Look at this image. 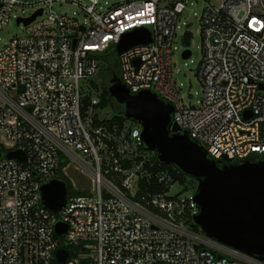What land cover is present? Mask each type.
<instances>
[{"label":"built area","instance_id":"obj_1","mask_svg":"<svg viewBox=\"0 0 264 264\" xmlns=\"http://www.w3.org/2000/svg\"><path fill=\"white\" fill-rule=\"evenodd\" d=\"M193 4L0 0V30L16 8L32 9L16 23L41 10L0 47V264H61L55 250L62 246L69 251L63 264H264L192 233L196 204L171 193L180 181L168 169L153 168L141 126L100 117V98L86 92L102 56L123 34L144 28L150 42L119 54V78L130 93L149 89L170 103L171 124L210 158L264 156V0H202L195 105L179 96L172 71L180 15ZM186 33H179L183 44ZM15 150L24 161L5 156ZM71 163L89 178L85 194H76L65 170ZM60 172L72 194L53 212L40 187ZM57 221L67 225L61 235Z\"/></svg>","mask_w":264,"mask_h":264},{"label":"water","instance_id":"obj_2","mask_svg":"<svg viewBox=\"0 0 264 264\" xmlns=\"http://www.w3.org/2000/svg\"><path fill=\"white\" fill-rule=\"evenodd\" d=\"M38 10L25 19H17L25 25ZM150 42L144 28L134 29L122 35L116 45V53L137 44ZM190 56V50L182 52V58ZM264 89V85H260ZM109 96L122 107L125 118L138 122L142 128L144 146L156 154L160 164L169 165L196 181L192 201L196 212L192 220L210 240L232 247L240 252L264 261V159H245L232 164L227 157L213 159L192 140L186 131L171 124L173 106L159 98L149 89L132 94L113 74L108 81ZM1 155V151H0ZM7 158L25 160L22 151H9ZM42 204L53 212L60 211L66 204L68 188L66 183L53 178L41 185ZM67 225L57 221L55 233L66 232ZM56 260L63 264L69 258L65 247L55 250Z\"/></svg>","mask_w":264,"mask_h":264},{"label":"rangeland","instance_id":"obj_3","mask_svg":"<svg viewBox=\"0 0 264 264\" xmlns=\"http://www.w3.org/2000/svg\"><path fill=\"white\" fill-rule=\"evenodd\" d=\"M106 4L110 5L114 2H120L122 0H103ZM202 8V0H194V4L189 6V8L180 15V28L177 31L176 38V50L172 55V71L176 85L178 86L179 96L183 99L185 104H197L201 97V84L195 75L198 63L201 58L200 43L201 37L199 34V23L196 19L200 14ZM59 10L66 11L71 14L75 11L73 7H59ZM32 12L31 8H16L11 15L10 20L7 24L0 30V47L4 45L7 41L17 35L24 33V25L22 23H16L17 16H26ZM183 23L187 25H183ZM186 27L190 30L191 40L188 45L181 42V37L179 35ZM186 48L190 50L191 55L189 58H182V51ZM113 48L108 56L105 64L110 63L114 68H119V59L114 56ZM116 51V50H115ZM119 55V54H118ZM85 82H80L83 85ZM88 85L85 87L86 92L90 96L100 98L102 92V77L99 75L88 80L86 82ZM99 115L102 118H111L114 115V110L107 106L105 109L99 110ZM124 117V115L122 114ZM126 121L135 126L139 123L125 118ZM76 168L74 163H71L68 168H66L67 174L74 180L77 191H88L90 188V181L86 175L80 173ZM196 181L187 175L183 174V179L180 183L174 184L171 189V193H179L181 197H191L196 190ZM69 194H72L71 188L68 190ZM191 228V227H190ZM192 229V228H191ZM192 233L200 237H206L204 233L199 229H192Z\"/></svg>","mask_w":264,"mask_h":264},{"label":"trees","instance_id":"obj_4","mask_svg":"<svg viewBox=\"0 0 264 264\" xmlns=\"http://www.w3.org/2000/svg\"><path fill=\"white\" fill-rule=\"evenodd\" d=\"M190 40H191V34L190 33H186L185 37H184L185 44L188 45ZM113 54L118 60L119 59V55L116 53L115 50H113ZM107 56H108V54L103 55L102 59L104 61H106L107 60ZM113 74H115L116 76L119 77L120 76V68L116 69L110 63L102 64V67H101V69L99 71V74H98L100 77H102V92L100 94V101H99V104H98L97 107L100 108V109H104L107 106H110L114 110V115L111 117V120L114 121V122H117V123H121L122 121L126 120L125 117L122 116V114H123L122 107L119 104H117L109 96L108 89H107L108 88V81H109V79L111 78V76ZM84 102L87 104L89 102V97L86 96L84 98ZM260 158L264 159V156H262ZM260 158L256 157V156H251V157L246 158V159H249L251 161H255V160H258ZM235 162H238V161H224L223 163L229 165V164H232V163H235ZM153 164H154L153 165L154 169H168L171 172V174L173 175L174 179H178L180 182L182 181L183 174L181 172H179L173 166L160 164L157 161V159H156V154L155 153H154V156H153ZM58 178L63 180L66 183V186H67L68 190L71 188V184H70L69 180L61 172L58 174ZM146 186H148V185H143L141 187L143 191H145V190H151L152 191L153 189H156V187L153 186V185L148 186L147 189H145ZM85 193H86L85 191H77L76 192V194H85ZM189 225H190V227L192 229H199V227L197 225H195L192 222V220L190 221Z\"/></svg>","mask_w":264,"mask_h":264}]
</instances>
